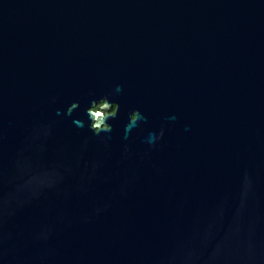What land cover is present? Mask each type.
<instances>
[{"label":"water","instance_id":"water-1","mask_svg":"<svg viewBox=\"0 0 264 264\" xmlns=\"http://www.w3.org/2000/svg\"><path fill=\"white\" fill-rule=\"evenodd\" d=\"M0 264H264V0H0Z\"/></svg>","mask_w":264,"mask_h":264},{"label":"flooded vegetation","instance_id":"flooded-vegetation-1","mask_svg":"<svg viewBox=\"0 0 264 264\" xmlns=\"http://www.w3.org/2000/svg\"><path fill=\"white\" fill-rule=\"evenodd\" d=\"M99 105H100V103H98L94 108L95 109H98L99 108ZM110 111H113L114 110V104H112L111 106H110V109H109Z\"/></svg>","mask_w":264,"mask_h":264},{"label":"clouds","instance_id":"clouds-1","mask_svg":"<svg viewBox=\"0 0 264 264\" xmlns=\"http://www.w3.org/2000/svg\"><path fill=\"white\" fill-rule=\"evenodd\" d=\"M91 126L97 128V130H99V127L95 126L94 124L91 125ZM161 135H162V134H161Z\"/></svg>","mask_w":264,"mask_h":264}]
</instances>
